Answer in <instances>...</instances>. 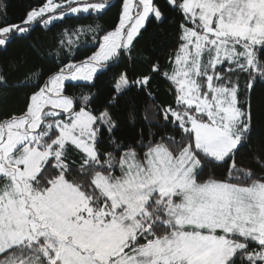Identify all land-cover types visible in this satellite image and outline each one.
<instances>
[{
    "label": "snow or ice",
    "instance_id": "1",
    "mask_svg": "<svg viewBox=\"0 0 264 264\" xmlns=\"http://www.w3.org/2000/svg\"><path fill=\"white\" fill-rule=\"evenodd\" d=\"M112 7L43 0L12 21L0 0V51L26 41L41 63L0 57V264H264V0H121L111 28L63 27ZM150 21L177 28L163 66L136 51Z\"/></svg>",
    "mask_w": 264,
    "mask_h": 264
},
{
    "label": "trees",
    "instance_id": "2",
    "mask_svg": "<svg viewBox=\"0 0 264 264\" xmlns=\"http://www.w3.org/2000/svg\"><path fill=\"white\" fill-rule=\"evenodd\" d=\"M43 0H4V3L7 5V13L8 18L12 21H16L21 15L24 14L25 10L30 6L35 7L41 4ZM121 0H111V3L114 7L111 8L107 12V15L103 17V19H94L92 16H87L81 14L79 17H69L64 23L63 27L65 28H74L80 25H88V24H96L100 23L105 25L108 28L116 22L119 9H120ZM59 25V22H58ZM62 30V29H53V31ZM143 31V30H142ZM177 28L174 27L170 22H166L163 26L158 27L154 21H150L147 23V31L144 33V38L140 39L136 45V51L139 54H142V57H149L151 59H156L157 57L161 58L162 66L165 64L167 57L170 52L173 51L175 46V35ZM148 37H153L156 41L155 44L152 43L148 39ZM31 40H36L39 42V45L42 46L43 49L47 50L48 53L54 54L55 49L52 48L53 43V33L48 32L47 30L41 31L39 27H37L34 31L31 32L30 35ZM75 39V37H73ZM81 41L90 40L91 35L87 37H81ZM27 42L14 41L9 47L7 52L0 51V57H9V56H26L28 58L29 64L28 67H37L41 66L40 60L37 59L30 50H27L25 44ZM158 50L153 53L152 49L157 48ZM77 49L75 53V59L81 60L84 59L86 55H91L94 49L84 48L81 45H76ZM141 56H138L136 60V67L138 70L147 71V65L141 62ZM55 59L54 55H50L48 62L43 64L45 71L51 67H53V60ZM123 63L121 62L120 68H112L105 76L101 77V80L109 81L113 75V73L122 70ZM80 89H69V94L72 92L79 93ZM87 91V89H85ZM264 97V91L258 86L256 92L253 95V103H258L261 98ZM23 99V95L20 93H16L12 96V99L7 102L6 107L10 109H16L20 105L21 100ZM139 102L141 104H148L150 101L146 97H139ZM157 102H162L165 100H170V98L165 93V87L163 82L160 84L159 91L156 96Z\"/></svg>",
    "mask_w": 264,
    "mask_h": 264
},
{
    "label": "rangeland",
    "instance_id": "3",
    "mask_svg": "<svg viewBox=\"0 0 264 264\" xmlns=\"http://www.w3.org/2000/svg\"><path fill=\"white\" fill-rule=\"evenodd\" d=\"M83 15H85V14H83Z\"/></svg>",
    "mask_w": 264,
    "mask_h": 264
}]
</instances>
